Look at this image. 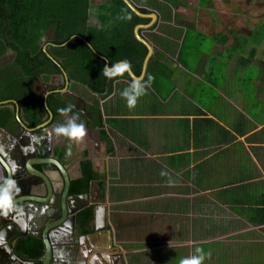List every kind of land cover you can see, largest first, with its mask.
<instances>
[{
  "label": "crops",
  "instance_id": "0c3cea01",
  "mask_svg": "<svg viewBox=\"0 0 264 264\" xmlns=\"http://www.w3.org/2000/svg\"><path fill=\"white\" fill-rule=\"evenodd\" d=\"M129 2L156 16L153 30L139 29L152 48L142 81L153 78L139 108L120 95L131 82L124 77L100 93L74 82L68 89L82 108L95 109L91 134L75 144L97 175L118 178L135 166L154 173L149 186H176L170 193L158 186L154 196L129 189L130 202L165 197L175 210L125 219L117 206L126 196L102 195L95 183L124 264H179L196 247L207 253L202 264H264V0ZM2 120L0 149L18 153L30 140L8 135L16 131L13 117Z\"/></svg>",
  "mask_w": 264,
  "mask_h": 264
},
{
  "label": "flooded vegetation",
  "instance_id": "af4514ba",
  "mask_svg": "<svg viewBox=\"0 0 264 264\" xmlns=\"http://www.w3.org/2000/svg\"><path fill=\"white\" fill-rule=\"evenodd\" d=\"M99 1H104V3L106 4H109L110 2V0H89L91 8H93V6H95V4ZM134 8H136L142 14H149L145 13L146 10L144 9L142 10L135 6ZM93 12L94 14L92 13L91 15L94 16L88 14L86 25L90 29L94 30V32L102 31L103 25L101 24V21L98 17L99 10L96 9ZM145 20L147 21L144 23H138L135 26L147 25L150 23V18H145ZM57 24L58 22L56 23V26L54 28L47 27L44 35L39 39V46L42 47V51L46 52L47 55L51 53V49L57 50L60 46L63 45L57 44L55 42ZM152 27L149 26V29L153 30L154 28ZM15 58L16 54L9 48H6L0 55V69L4 67L9 68L6 69V71H10L9 74L14 77V80L16 82L13 85V87L16 86V88L12 93L17 95L16 98L6 99L0 102H6V107L10 106V104L13 102L15 107L14 112H12L11 115V118L13 117V123L15 122L14 117L17 116L16 119L20 122L23 121L27 125L26 130L29 131H22L16 124H14L16 131H14V133L9 131L7 132L8 135L18 137L21 141H24L23 139H26L27 137L31 138V140L27 144H24V146L20 145L23 149L25 148L22 153L21 150L23 149H16L18 153H16L15 151H11V155L14 154L16 155V157H18L25 153V151H29L36 156L42 154L45 155L47 153L48 155L55 158L67 172L70 183L68 185L67 194L65 195L66 200H70L72 199V197L74 198L85 194H89L90 197H93V190L95 188V183H97L95 181L91 182L87 193H71L72 183L82 176L81 162L85 160L86 154H83V156H79L81 154L77 151V146L75 144L76 141H71L67 137L57 135L55 132L54 136L52 135L55 126L64 123L66 117L61 115L60 113L54 115L52 108H50L47 103L46 109L44 107V99L47 102L48 97L53 96L59 98L62 102H64L65 107H67L68 105H73V112L79 115L80 121H83L85 125V136L91 134L88 133V127L86 126H89V122H94V118L96 116L95 109L82 108L79 104L80 98L76 94L74 95V93L69 92V86L73 81L68 78L67 71L65 72L63 68L60 67L59 72L43 71L38 73L37 75L35 74L32 77H29V75L24 74L21 71L20 67L16 66ZM4 76V71H0L1 80L6 79ZM28 82L30 83L29 88L25 86L28 84ZM24 91H28L26 95L32 99L30 101V104L28 103V108H25L22 103V100L24 98V96H22V93ZM34 99L39 100V102L34 101ZM35 103L37 105H35ZM35 106H37V108ZM27 111H30V113H28ZM47 112L48 114H50L49 116L46 115ZM68 115L70 116L72 115V113H69ZM59 120L61 121L58 123ZM45 121L47 122V124L40 127L41 123ZM14 145L15 144L12 143L10 144V147H13ZM28 145L31 148H26L28 147ZM7 149L8 148H5V150ZM78 157H80V159L78 162L75 161L77 162L76 164L74 162V159ZM10 161L12 164H16L12 158H10ZM69 168L72 169L70 170ZM35 169L46 172V174L57 172L56 168L50 164L35 166ZM10 170L12 172L11 177L8 180L12 181V185H8V187L10 188V196L17 199V197L24 196V191L26 190L27 192L29 188L22 185L24 182L23 173L12 168H10ZM51 180L55 186V190L47 200V203L49 202V204H47L49 207L54 206L55 199L57 198V196L59 198L61 197V194L63 193L65 187V183L59 177V175L55 174ZM36 181L37 179L29 180V182L35 183V185H39V192H42L39 196H41V198H46L45 188L43 184H39L38 181ZM103 198L98 197L97 200L90 202L87 208H92V214L89 218L82 216L84 211L87 209L84 208L75 214V219L73 221L71 219V215L66 214L64 220L61 221V223L52 226L45 231L46 236L49 238L52 245V264H119L117 255L115 254H121L122 251L116 247L117 237L108 226L106 217L107 204ZM93 199L94 198H92V200ZM70 204L72 207L74 204L79 203L71 202ZM23 205L24 207H21L22 205H12L11 210L6 208L0 210V225L5 221H17V216L24 217L22 213H24V210L26 212V218L24 217L23 219L21 217L22 219L19 220L22 227L16 228L15 231L12 229L11 225L6 227L1 225V229H3V239L0 240V264H20L16 260V256H22L29 260L39 259L44 250V246L42 243V231L48 224H53L59 221L61 218V212H59L58 214V212L56 213L55 211L51 210L50 212L47 211L44 215H40V212H38L40 211V208L36 210V207H38V205H27L25 203ZM101 206H104L105 208V215L102 218L99 214V218H97L98 215L97 213H95V208ZM27 210H29L30 212L27 213ZM29 217L31 218L32 224L27 223V218ZM95 247H101V250H98ZM104 256H107L109 259L104 260Z\"/></svg>",
  "mask_w": 264,
  "mask_h": 264
},
{
  "label": "trees",
  "instance_id": "16d2710c",
  "mask_svg": "<svg viewBox=\"0 0 264 264\" xmlns=\"http://www.w3.org/2000/svg\"><path fill=\"white\" fill-rule=\"evenodd\" d=\"M89 4V0H0V55L6 48L11 49L16 54V66L29 77L43 71L59 72L61 67L67 71L71 81L85 85L95 93L104 91L118 78L103 76L106 62L110 66L126 59L133 74L138 76L146 48L133 37L132 32L136 24L147 20L137 17L122 0H110L109 4L99 7L98 17L103 30L94 32L86 25ZM57 22L55 42L63 45L57 50L51 49L47 55L39 46V39L47 27L54 28ZM6 69L9 68L0 69L6 78L0 79V101L17 96L12 93L16 88L13 87L16 83L14 77ZM122 77L130 80L127 73ZM25 86L29 88L30 83ZM27 92L22 93L25 108L32 100ZM46 103L54 115L59 113L58 109L65 108L64 102L57 97L49 96ZM10 116L7 110L0 108L2 123L7 122ZM81 173V178L72 183L71 193H87L91 182L95 181L98 191L104 194V178L92 170L89 161L81 162ZM194 174L198 186L197 171ZM198 188L202 189V186ZM91 214L92 208H87L82 216L89 218ZM136 221L140 222V219L136 218Z\"/></svg>",
  "mask_w": 264,
  "mask_h": 264
},
{
  "label": "water",
  "instance_id": "95a60500",
  "mask_svg": "<svg viewBox=\"0 0 264 264\" xmlns=\"http://www.w3.org/2000/svg\"><path fill=\"white\" fill-rule=\"evenodd\" d=\"M122 1L138 17L150 18V23L149 24H147V25H137V26H135V28L133 30V34H134V37L136 38V40L139 41L141 44H143L145 46L146 50H147L146 55H145V57L143 59V62H142L140 75L138 76L142 80V78H143V76L145 74V69H146L147 62H148V60H149V58L151 56V53H152V48L149 45V43L147 41H145L140 36L138 29L139 28H148L149 26H151L152 23L155 21L156 16H155V14H142L136 8H134V6L129 2V0H122ZM106 65H107V62H106ZM131 73H132V71H131ZM127 75L130 78L129 73H127ZM135 77L136 76L133 74L131 78H135ZM0 106L3 107V108H6V102H0ZM7 107L8 108L11 107L12 109L15 108L13 102L10 104V106H7ZM44 107L47 109V105H46L45 99H44ZM46 115L49 116L50 114H48V112H47ZM16 117H14V121H15L14 124H16L20 128V130L27 131L26 130L27 129V125L23 121L22 122L18 121L16 119ZM46 124H47L46 121L42 122L40 127L45 126ZM27 132H29V131H27ZM26 139L27 140H31V138H29V137H27ZM26 148H31V147H29V145H28V147H26ZM7 150H10V148H8ZM12 156H14V154L13 155L5 154L0 149V189L8 187V183L7 182L9 180V178L11 177V173H12L10 168L19 170L21 173H23L24 182H23L22 185H24V186L29 188L27 192H26V190L24 191L25 194L22 193V194H24V196L17 197V199H15L14 197H11L12 205H16V206L22 205L21 207H24V205H23L24 203L27 204V205L36 204V205H38V207H36V210L40 208V211H38V212H40V215H44L47 211L50 212L51 210L55 211L56 213L58 212V214H59V212H61L60 220L55 222V223H53V224L52 223L48 224L44 228V230L42 231L43 232L42 243H43V246H44V250H43L42 255L39 257V259H37V260H34V259L29 260V259L24 258L22 256H16V260L20 264H52L51 263L52 262V258H53L52 245H51V242H50L49 238L46 236L45 231L48 228L61 223V221L64 220L66 214H70L71 215V219L73 221L75 219V214L78 211H80V210H82L84 208H87L89 206L90 202L91 201H95V200H92V197H90L89 194L80 195V196L74 197V198L72 197V199L66 200L65 199V195L67 194L68 185L70 183V180H69V177L67 175V172L65 171V168L55 158H53L52 156L48 155L47 153L45 155L42 154V155H37L36 156L35 154H32L29 151H25V153H23L21 156H18V157H16V156L12 157ZM9 157L12 158L15 161L16 164H14V163L12 164ZM47 164H50V165L54 166L56 168L57 172L46 174V172L39 171V170L35 169V166H43V165H47ZM55 174L59 175V177L64 181L65 187H64L63 193L61 194V197L59 198L57 196V198L55 199L54 206H50L49 207L47 205V204H49V202L47 203V200L52 195V192H54V190H55V186H54V184H53V182L51 180L52 177ZM31 179H37L39 184H43V186L45 188V193H46L45 197L46 198H41V196H39L42 193L41 191L39 192V188H38L39 185H35V183L29 182V180H31ZM70 201L71 202H77L80 205L79 204H74L71 207V204H70L71 202ZM45 206H48V207H45ZM1 209H5V208H0V210ZM28 212H30V211L27 210V213ZM95 213H97V215H98L97 218H99V214L101 215L100 217L103 218L104 215H105L104 206L96 207L95 208ZM22 215H24V217L26 218L25 210H24V213H22ZM21 217L22 216H19V217L17 216V218H18L17 221L16 220H11L13 222L5 221L1 225L5 226V227L11 225L12 229L15 231L16 228L22 227L21 226V222H19V220L22 219V218L24 219V217H22V218ZM27 223L32 224L30 217L27 218ZM1 225H0V240L3 239L2 238V230L3 229H1ZM115 255H117L118 263L119 264H124L122 255L120 253H117Z\"/></svg>",
  "mask_w": 264,
  "mask_h": 264
},
{
  "label": "rangeland",
  "instance_id": "374dc122",
  "mask_svg": "<svg viewBox=\"0 0 264 264\" xmlns=\"http://www.w3.org/2000/svg\"><path fill=\"white\" fill-rule=\"evenodd\" d=\"M104 1H100V3H103ZM94 14L93 10H89V14ZM91 16H94V15H91ZM101 29V27H100ZM103 30V29H102ZM144 98V97H143ZM135 108H139L138 106H135L133 109ZM123 161V160H121ZM123 168V166H122ZM125 168V167H124ZM137 167L135 166H132L131 167V170H124V169H121L120 170V177L117 178V175L115 174L116 172H113L114 174L113 175H110L112 172H105L106 174V178L104 179V185H105V195L108 193H111L113 196L114 194L115 197L114 199L117 200V198L119 196H126L127 198V202L125 203H121V204H118V208L117 210H120L121 212L123 213H119L120 215H123L122 217L125 218V219H128V218H131L133 216H159V214L161 213H168L170 214L172 211L175 210V206L173 205V203H168L167 201H165V197H161L160 199H157L155 197H149V198H144L146 200H138L136 203L135 202H130L131 200L135 199V198H131L130 201L129 198H130V195H129V189H136V193L138 191H143V193L145 192H150L149 194H152L151 196H154V195H159L160 193L157 192V190L160 188L162 189V192H165L166 193H170L172 191H167V190H171L172 188L174 189L176 186H172V185H169V186H159L160 183H153V185L149 186L154 180V173H147V172H144V168L142 169L141 168V172L139 170H136ZM148 174L151 179L148 180L146 177H145V174ZM141 173L142 176H140L139 174ZM110 176V177H109ZM109 177V179L107 178ZM131 177V179H130ZM142 180L139 182V180L137 178H139ZM154 178V179H153ZM126 184H129L128 186H126ZM145 184H148L147 186H145ZM159 186V188H158ZM181 188V187H180ZM94 191V190H93ZM187 193H188V190H187ZM93 196L97 197V192L94 191L93 192ZM148 193L146 194L147 196L149 195ZM95 197H92L94 199H97ZM177 206V205H176ZM113 210V208H111ZM116 209V207H115ZM174 209V210H172ZM152 227V226H151ZM158 226L153 224V228H157ZM117 243V242H116ZM148 247H151L153 248L154 247V243H149L148 245H146ZM130 247H133L135 248L134 246H130ZM246 248V247H245ZM146 253H151L150 251V248L148 251H146ZM155 255L152 254L151 255V262L153 261V257ZM144 260V259H143Z\"/></svg>",
  "mask_w": 264,
  "mask_h": 264
},
{
  "label": "clouds",
  "instance_id": "9594fccd",
  "mask_svg": "<svg viewBox=\"0 0 264 264\" xmlns=\"http://www.w3.org/2000/svg\"><path fill=\"white\" fill-rule=\"evenodd\" d=\"M125 73H129L130 78L132 77L131 65L128 60L122 59L111 63L110 66L106 65L102 69V74L107 79H113L115 77H122ZM152 77H148L147 84H150ZM147 84L143 82L139 77L131 78V82L128 87L124 88L120 95L125 100L126 106L132 109L136 106L137 101L140 97L146 93ZM73 105H68L65 108L58 109L57 111L66 117V120L62 124L55 126L54 131L57 135L67 137L71 141L80 142L86 134V129L83 121H80L79 115L73 112ZM1 109H4L0 107ZM72 113V115H68ZM161 175H167L165 172H161ZM172 181L169 180V183ZM9 186L12 185V181L7 182ZM0 208H6L11 210L12 200L10 196V188L5 187L0 189ZM196 255H192L188 258H181L179 264H202L206 258L207 253L202 248H195ZM107 256H104V260H108Z\"/></svg>",
  "mask_w": 264,
  "mask_h": 264
}]
</instances>
